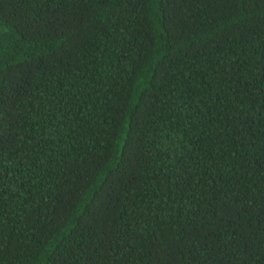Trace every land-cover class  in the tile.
Masks as SVG:
<instances>
[{
	"label": "trees",
	"instance_id": "16d2710c",
	"mask_svg": "<svg viewBox=\"0 0 264 264\" xmlns=\"http://www.w3.org/2000/svg\"><path fill=\"white\" fill-rule=\"evenodd\" d=\"M0 264H264V0H0Z\"/></svg>",
	"mask_w": 264,
	"mask_h": 264
}]
</instances>
